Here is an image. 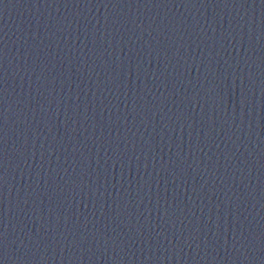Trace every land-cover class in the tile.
<instances>
[{"label":"water","instance_id":"1","mask_svg":"<svg viewBox=\"0 0 264 264\" xmlns=\"http://www.w3.org/2000/svg\"><path fill=\"white\" fill-rule=\"evenodd\" d=\"M192 159L230 264H264V0H155Z\"/></svg>","mask_w":264,"mask_h":264}]
</instances>
